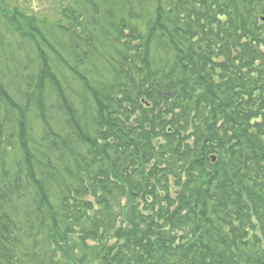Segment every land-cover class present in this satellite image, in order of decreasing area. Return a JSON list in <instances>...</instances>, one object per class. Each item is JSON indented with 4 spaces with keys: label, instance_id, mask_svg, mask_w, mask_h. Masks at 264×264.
<instances>
[{
    "label": "trees",
    "instance_id": "trees-1",
    "mask_svg": "<svg viewBox=\"0 0 264 264\" xmlns=\"http://www.w3.org/2000/svg\"><path fill=\"white\" fill-rule=\"evenodd\" d=\"M0 0V264H264V0Z\"/></svg>",
    "mask_w": 264,
    "mask_h": 264
},
{
    "label": "rangeland",
    "instance_id": "rangeland-1",
    "mask_svg": "<svg viewBox=\"0 0 264 264\" xmlns=\"http://www.w3.org/2000/svg\"><path fill=\"white\" fill-rule=\"evenodd\" d=\"M63 0H10L8 6L17 7L19 10L24 12H29L32 8L41 6L42 4H46L48 9L55 10V6L59 5ZM37 3V5H35Z\"/></svg>",
    "mask_w": 264,
    "mask_h": 264
},
{
    "label": "water",
    "instance_id": "water-1",
    "mask_svg": "<svg viewBox=\"0 0 264 264\" xmlns=\"http://www.w3.org/2000/svg\"><path fill=\"white\" fill-rule=\"evenodd\" d=\"M19 1H22V0H19Z\"/></svg>",
    "mask_w": 264,
    "mask_h": 264
}]
</instances>
